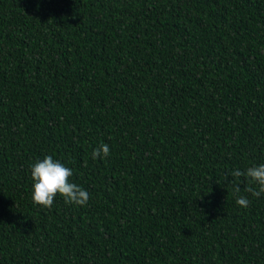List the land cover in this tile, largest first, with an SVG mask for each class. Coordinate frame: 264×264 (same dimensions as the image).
<instances>
[{
  "label": "trees",
  "instance_id": "trees-1",
  "mask_svg": "<svg viewBox=\"0 0 264 264\" xmlns=\"http://www.w3.org/2000/svg\"><path fill=\"white\" fill-rule=\"evenodd\" d=\"M46 155L85 206L32 202ZM260 163L264 0H0V264H264Z\"/></svg>",
  "mask_w": 264,
  "mask_h": 264
},
{
  "label": "clouds",
  "instance_id": "clouds-1",
  "mask_svg": "<svg viewBox=\"0 0 264 264\" xmlns=\"http://www.w3.org/2000/svg\"><path fill=\"white\" fill-rule=\"evenodd\" d=\"M92 159H105L110 155V147L106 143L98 144L92 151ZM32 183V202L36 205L51 208L55 197L60 195L66 204L85 206L89 200V193L81 186L70 181L73 170L66 167L60 160L52 155H46L42 160H37L30 165ZM231 176L229 181L233 186L235 203L240 207L247 208L250 201L247 196L240 195L241 187L237 181L245 177L248 184L244 191L253 197L259 198L264 194V163L252 165L245 170L239 169L225 173V180ZM255 184L257 187H252Z\"/></svg>",
  "mask_w": 264,
  "mask_h": 264
}]
</instances>
